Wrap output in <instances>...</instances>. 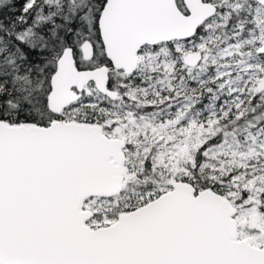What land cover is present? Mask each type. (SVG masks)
I'll return each instance as SVG.
<instances>
[{
  "label": "snow or ice",
  "instance_id": "snow-or-ice-1",
  "mask_svg": "<svg viewBox=\"0 0 264 264\" xmlns=\"http://www.w3.org/2000/svg\"><path fill=\"white\" fill-rule=\"evenodd\" d=\"M0 264H264V0H0Z\"/></svg>",
  "mask_w": 264,
  "mask_h": 264
}]
</instances>
